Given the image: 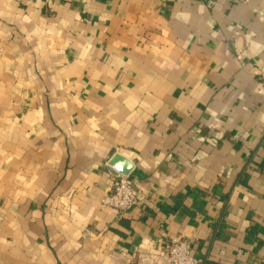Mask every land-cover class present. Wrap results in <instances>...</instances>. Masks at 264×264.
<instances>
[{"label": "crops", "instance_id": "crops-1", "mask_svg": "<svg viewBox=\"0 0 264 264\" xmlns=\"http://www.w3.org/2000/svg\"><path fill=\"white\" fill-rule=\"evenodd\" d=\"M172 238L264 264V0H0V264H170Z\"/></svg>", "mask_w": 264, "mask_h": 264}, {"label": "built area", "instance_id": "built-area-1", "mask_svg": "<svg viewBox=\"0 0 264 264\" xmlns=\"http://www.w3.org/2000/svg\"><path fill=\"white\" fill-rule=\"evenodd\" d=\"M51 4L53 0H46ZM139 191L135 180L129 175L117 174L114 177L113 188L103 198L101 206L124 212L139 202ZM170 264H204L203 260L191 253L190 242L186 239L172 238L165 246Z\"/></svg>", "mask_w": 264, "mask_h": 264}]
</instances>
